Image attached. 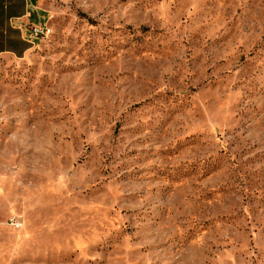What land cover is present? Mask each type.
Wrapping results in <instances>:
<instances>
[{"label":"rangeland","instance_id":"1","mask_svg":"<svg viewBox=\"0 0 264 264\" xmlns=\"http://www.w3.org/2000/svg\"><path fill=\"white\" fill-rule=\"evenodd\" d=\"M0 56V264H264V0H45Z\"/></svg>","mask_w":264,"mask_h":264},{"label":"crops","instance_id":"2","mask_svg":"<svg viewBox=\"0 0 264 264\" xmlns=\"http://www.w3.org/2000/svg\"><path fill=\"white\" fill-rule=\"evenodd\" d=\"M44 2L37 0L33 5L30 0H0V56L22 58L33 48L25 33L29 26L43 20ZM11 216L22 221L19 215L10 213L5 221L0 220V232L15 229L7 224Z\"/></svg>","mask_w":264,"mask_h":264},{"label":"built area","instance_id":"3","mask_svg":"<svg viewBox=\"0 0 264 264\" xmlns=\"http://www.w3.org/2000/svg\"><path fill=\"white\" fill-rule=\"evenodd\" d=\"M48 31L49 30L47 29L46 25L40 22L38 24L29 26L26 30L25 35L27 40L33 43V40H39L43 36H46ZM7 224L15 229H18L22 226V221L16 216H11L7 220Z\"/></svg>","mask_w":264,"mask_h":264},{"label":"water","instance_id":"4","mask_svg":"<svg viewBox=\"0 0 264 264\" xmlns=\"http://www.w3.org/2000/svg\"><path fill=\"white\" fill-rule=\"evenodd\" d=\"M37 0H30L31 4H35Z\"/></svg>","mask_w":264,"mask_h":264}]
</instances>
